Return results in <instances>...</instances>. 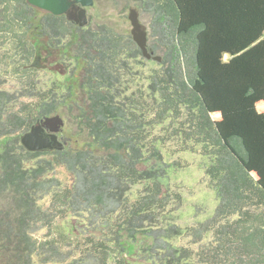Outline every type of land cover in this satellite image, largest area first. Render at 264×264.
Returning a JSON list of instances; mask_svg holds the SVG:
<instances>
[{"label":"trees","instance_id":"1","mask_svg":"<svg viewBox=\"0 0 264 264\" xmlns=\"http://www.w3.org/2000/svg\"><path fill=\"white\" fill-rule=\"evenodd\" d=\"M119 1L147 19L146 48L159 62L107 25L78 27L74 13L0 0V70L18 83L9 91L0 80V264H127L136 246L148 264H264V0ZM40 41L66 73L44 86L33 65ZM146 62L157 68L143 88ZM64 113L85 132L84 148H23L37 120ZM167 141L203 159L216 207L197 226L167 211L179 199L168 188L178 163L165 160ZM44 228L51 238L36 239ZM210 232L197 253L173 243Z\"/></svg>","mask_w":264,"mask_h":264},{"label":"rangeland","instance_id":"2","mask_svg":"<svg viewBox=\"0 0 264 264\" xmlns=\"http://www.w3.org/2000/svg\"><path fill=\"white\" fill-rule=\"evenodd\" d=\"M43 12V11H42ZM129 11L126 9L123 11L122 5L119 0H94L92 8L88 9L87 16L89 17V23L91 27L96 25H107L114 28L118 33L129 34L131 27L128 19L126 18ZM140 24L143 29H147V19L145 17L140 18ZM6 48H10L9 45H5ZM1 50V48H0ZM3 52H0V57ZM59 58L49 47L45 45V41H40L37 45V54L33 65L35 67L37 80L40 85H45L51 80H58V78L64 74L63 67L59 64ZM4 68V65H0ZM142 76H140L139 84L143 88L145 87L144 76H149L151 70L157 68L153 62H146L145 65L139 66ZM73 69V66H69L68 71ZM82 73L80 68L74 70V75L78 79ZM0 80L3 82L2 89L14 91L18 88L17 79L4 70H0ZM62 120L65 123V129L68 130L70 137V143L68 149L79 150L85 147L89 142L85 138V132L79 134L74 126L71 125L69 117L61 115ZM162 152L165 155V160L168 162H177V166L170 174L168 181V188L171 195H178L179 199L173 198L172 205L168 206L167 211L174 210L173 216L175 222L181 227H194L197 223L206 221L212 217L214 209L216 207V200L214 193L209 187L207 177L202 168L203 159L199 154V150L195 152L181 151L175 141H167L162 147ZM57 177L65 186L69 185L70 178L65 171L61 168L56 170ZM138 187H132V195H136ZM141 190V189H140ZM41 205L47 207L49 205V198H44L41 201ZM60 220H57L56 225L60 224ZM51 229L44 228L38 231L34 237L38 240H46L51 238ZM213 234L210 232L198 244H191L189 239L180 238L173 241L177 246H183L190 248L194 253L202 251L204 246L213 242ZM133 247L129 250L130 255L126 257L127 264H148L144 261L138 260L137 248ZM110 264V263H109Z\"/></svg>","mask_w":264,"mask_h":264},{"label":"water","instance_id":"3","mask_svg":"<svg viewBox=\"0 0 264 264\" xmlns=\"http://www.w3.org/2000/svg\"><path fill=\"white\" fill-rule=\"evenodd\" d=\"M27 3L40 11L48 13L53 16L66 15L69 16L71 13L74 14V23L78 27H83L87 23L86 8H91L94 5V0H26ZM75 9V10H74ZM71 19V17H70ZM127 19L130 23L131 30L130 36L136 46L140 49L143 58L146 60L152 59L153 61L159 62V57H152L147 51V33L142 28L138 16L135 10H130ZM43 125H47L48 122L55 123V128H51L50 131L53 133L49 137H42L40 133L43 129L39 127H32L30 131L24 133L20 137V144L28 152H41V151H52L59 150L54 146L61 144L56 140V130L63 125L62 118L58 115L51 118H46L43 121Z\"/></svg>","mask_w":264,"mask_h":264},{"label":"flooded vegetation","instance_id":"4","mask_svg":"<svg viewBox=\"0 0 264 264\" xmlns=\"http://www.w3.org/2000/svg\"><path fill=\"white\" fill-rule=\"evenodd\" d=\"M92 8V7H91ZM88 9H90V8H86V17H87V23H86V25L85 26H88V27H90V28H92V29H96V27L98 26V25H96L95 27H91L90 26V23H89V17L87 16V12H88ZM75 10V9H74ZM133 10V9H132ZM75 14V13H74ZM138 16V15H137ZM130 24V23H129ZM131 27V26H130ZM143 28V27H142ZM113 30L115 31V32H113V34H118V32L113 28ZM129 34H130V32H129ZM110 42H112V44H113V48H114V45H115V43L116 42H119V40H117L116 38H112V39H110ZM118 55H120V54H117V53H113V55L111 56V58H112V62H114V65H113V72H115V70L117 69L118 70V66H117V62L119 61V56ZM135 55L134 54H132V55H130V54H128V55H126V54H124L123 55V59L125 60V62L126 63H128L129 64V66H132V67H135ZM71 62H67L66 64H65V66L68 64L69 66H71V64H70ZM69 68V67H68ZM79 68V67H78ZM53 116H56V115H52V116H49V117H44L43 119H40V120H37L36 122H35V124L32 126V127H39V128H41V129H43V131L40 133V136H42V137H49L50 135H52L53 133L50 131V129L51 128H55L56 126H55V123H52V122H48V124L47 125H43V121L46 119V118H51V117H53ZM63 121V125L61 126V127H59V128H57V130H56V140L61 144V146H59V145H55L54 147L56 148V149H59V150H62V149H64V148H66V149H68V145H69V143H70V137H69V135H68V130H66L65 129V123H64V120H62ZM31 127V128H32ZM30 128V129H31ZM30 131V130H29ZM53 151V150H52Z\"/></svg>","mask_w":264,"mask_h":264}]
</instances>
